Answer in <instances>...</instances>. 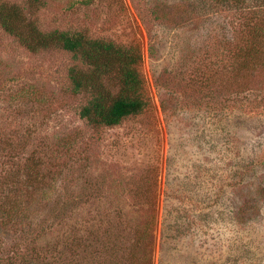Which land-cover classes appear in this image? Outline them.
<instances>
[{"label": "rangeland", "instance_id": "obj_1", "mask_svg": "<svg viewBox=\"0 0 264 264\" xmlns=\"http://www.w3.org/2000/svg\"><path fill=\"white\" fill-rule=\"evenodd\" d=\"M1 4L138 48L148 107L89 125L71 54L0 27V264H264V38L209 0Z\"/></svg>", "mask_w": 264, "mask_h": 264}, {"label": "trees", "instance_id": "obj_2", "mask_svg": "<svg viewBox=\"0 0 264 264\" xmlns=\"http://www.w3.org/2000/svg\"><path fill=\"white\" fill-rule=\"evenodd\" d=\"M260 1L209 0L211 9H220L225 13L224 17L233 20L223 23L225 30H235L238 25L249 35V61L257 57L259 41L264 38V3ZM25 4L37 10L43 6V0H25ZM21 15L19 7L1 4L0 27L30 51L51 46L71 54L76 63L68 70L71 91L89 95L79 111L82 120L93 127H113L128 117L141 114L148 107L139 72L142 55L138 48L92 38L83 30L44 32L35 23L28 24V29L22 30L17 27ZM104 78L117 86L115 96L102 88L101 80Z\"/></svg>", "mask_w": 264, "mask_h": 264}]
</instances>
